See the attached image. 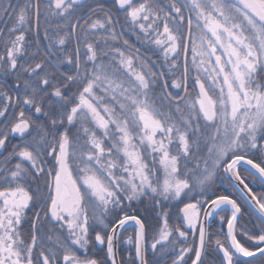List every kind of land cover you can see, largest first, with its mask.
<instances>
[{
	"label": "snow or ice",
	"instance_id": "snow-or-ice-1",
	"mask_svg": "<svg viewBox=\"0 0 264 264\" xmlns=\"http://www.w3.org/2000/svg\"><path fill=\"white\" fill-rule=\"evenodd\" d=\"M44 13L65 23L29 52L40 0H0V264H121L127 228V264H264V191L249 186L264 188V0H47ZM145 200L160 209L150 238L130 213Z\"/></svg>",
	"mask_w": 264,
	"mask_h": 264
},
{
	"label": "trees",
	"instance_id": "trees-1",
	"mask_svg": "<svg viewBox=\"0 0 264 264\" xmlns=\"http://www.w3.org/2000/svg\"><path fill=\"white\" fill-rule=\"evenodd\" d=\"M17 2L23 3V0H13V3H17ZM86 2L88 4H93L94 5V0H86ZM95 2L102 3V4H104L105 7H111V5H112V0H95ZM46 5H47V0H40L41 14H40V17H39V20H38V27H36L35 30L27 32V40L31 44V46L28 48L29 52H35L37 49H39L41 51V53H43V51L46 50V45L49 42L44 37L45 30L48 31V34H49L50 37L55 38L56 37V28H57V26L65 23V22L61 21L60 18H58V17H49L48 19H46L45 18V13H44V9H45ZM112 14H113L114 17L119 18L120 23L116 24V28H117V30H121V25L124 24L123 13L117 12L113 8L112 9ZM93 18H95V17H93ZM3 19H7V18L5 17V18L0 19V27H3V28L6 29V28L12 26V21H9L7 24H4L3 23ZM33 23L35 25L36 22L34 21ZM65 31H67V29H65ZM123 31L125 33V35L123 37L124 39H128L131 44H136L137 47H140L139 43L136 40L135 35L132 34V32L127 29L126 25L123 28ZM60 34L63 35L64 32H61ZM116 46L122 47L121 44H117ZM74 47H75V40L74 39H70L68 41L66 47H65V53L66 54H71V52L74 49ZM81 50H83V49L81 48ZM141 50L143 51L144 49L142 48ZM3 52H4V48H3L2 45H0V54H3ZM149 54L151 55V53H149ZM43 58H44L43 55H39V56L36 57L35 61H32V63L34 64L35 62H39ZM152 58L156 59V57H154V56ZM60 71L61 72L68 71V68L61 67ZM189 82L191 83V81H189ZM7 83L9 85L13 84L14 83L13 77H11V76L8 77L7 78ZM170 90L174 91V92L178 91V90H175V89H170ZM190 93H191V95L194 96L195 95V90L191 88ZM10 95L15 97L16 93L12 92V93H10ZM21 99H22V97H21ZM0 107H2V103H0ZM15 111H19V108H16ZM27 114L28 113H26V115ZM19 142H20V138L18 136H13L11 138V143L12 144H17ZM9 150H11L10 147H9ZM0 151H3V150H0ZM4 154L6 155L7 153L5 152ZM32 186H33V188H35L36 184H33ZM39 186H40V188L42 190H45V188H44V178L43 177H41L40 180H39ZM213 190L218 192V193L224 192V190L220 189V186L218 185L217 181H216V187ZM241 205L246 210V212L250 211L249 208L246 205H244V204H241ZM178 207H182V204H179L178 202H173L171 205H166V209L171 213L170 221H169L171 224L179 223V221L176 219V214H177ZM132 211H134L135 214L141 215L142 218L146 219V222L149 225L148 236L150 238L152 236V234H153V230H154L155 226L158 223L157 216H158V214L160 212V209L157 208V209L154 210L152 208L151 203L149 201L145 200L143 203H140V202L134 203L132 205V208L130 209V213ZM222 215H227V213H222ZM29 216H31V213H29ZM250 219L254 220L255 217H249L248 215H245L241 219V223L242 224L243 223H248L249 227H251V224L249 223ZM45 222H46V220H45ZM28 228H29V224L26 222L23 225V232H24L25 240L30 239V234L28 232ZM46 228H48V225H46ZM130 230H132L131 232H133V234H134V230L133 229L127 230V233L130 232ZM225 230H226V223L221 224L219 222L218 218H216L213 221V223H212V225L210 227V230H209L211 239L213 241V245H212L213 247H214V240L216 238H220L222 240L224 239V235L223 234H224ZM192 242H193V239H192V237L190 235L189 240H188L187 243H192ZM105 250H106L105 246L96 245L95 248H90L89 249V255H95L97 257H104ZM120 250H121L120 253H119L120 261L122 262V264H127V261H128V258H129V253L134 251V250L133 249L131 250V249H129V247H124V246H121ZM81 255H83V253H81ZM172 258H174V257H170L169 258L168 264H170ZM204 261H205V264H214V261H213V259L210 256H205ZM188 264H190V260L188 261ZM253 264H260V261L256 260V261L253 262Z\"/></svg>",
	"mask_w": 264,
	"mask_h": 264
},
{
	"label": "flooded vegetation",
	"instance_id": "flooded-vegetation-1",
	"mask_svg": "<svg viewBox=\"0 0 264 264\" xmlns=\"http://www.w3.org/2000/svg\"><path fill=\"white\" fill-rule=\"evenodd\" d=\"M189 84H191L190 82H189ZM190 90H191V88H190ZM241 174L242 175H247V173L243 170V169H241ZM248 181H251V177H249L248 178ZM248 181H246V182H248ZM217 183H218V185L220 186V189L221 190H224V193H227V194H231L232 196H233V198H235V199H237V201L239 202V203H241V204H244V205H246L248 208H249V205L247 204V203H245L242 199H241V197H240V194L238 193V192H233L232 190H231V187H230V185L227 183V181H225V180H217ZM249 186L250 187H252L253 188V191H256V192H260V191H264V188H262L260 185H259V183L257 182V183H255V184H252V183H249ZM250 210V209H249ZM215 220V219H214ZM47 223H48V221H46ZM45 221H43V223H44V225H45V228H46V225H48V227H51L49 224H47ZM129 229H132V228H128V229H126L123 233H122V235H121V237H120V240H119V253H120V249H121V246H124L123 244H122V240H123V237H124V235L127 233V230H129ZM132 230H130V232H128V233H133V232H131ZM226 232V231H225ZM42 235L43 234H45L44 232H42L41 233ZM129 249H131V248H129ZM123 251V250H122ZM120 258V257H119ZM121 262V261H120ZM121 264H122V262H121Z\"/></svg>",
	"mask_w": 264,
	"mask_h": 264
},
{
	"label": "rangeland",
	"instance_id": "rangeland-1",
	"mask_svg": "<svg viewBox=\"0 0 264 264\" xmlns=\"http://www.w3.org/2000/svg\"><path fill=\"white\" fill-rule=\"evenodd\" d=\"M130 235H134V234H133V233H127V234L124 235L123 240H122V244L124 245V247H129V248H131V250H132V249L134 250L133 246L128 245V244L125 242L126 239H127V237L130 236Z\"/></svg>",
	"mask_w": 264,
	"mask_h": 264
},
{
	"label": "water",
	"instance_id": "water-1",
	"mask_svg": "<svg viewBox=\"0 0 264 264\" xmlns=\"http://www.w3.org/2000/svg\"><path fill=\"white\" fill-rule=\"evenodd\" d=\"M240 194V193H239ZM213 221H214V219L212 220V221H210V227H211V225H212V223H213ZM128 229V228H127ZM210 230V229H209ZM125 231V230H124ZM123 231V232H124ZM122 232V233H123ZM122 235V234H121ZM121 235L119 236V239H118V241H117V245H118V256H117V259L120 261V258H119V240H120V237H121ZM204 259H205V257H204ZM109 264H110V261H109Z\"/></svg>",
	"mask_w": 264,
	"mask_h": 264
}]
</instances>
